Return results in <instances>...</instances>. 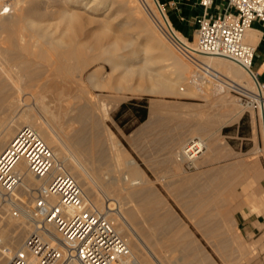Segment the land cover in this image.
<instances>
[{
    "label": "bare ground",
    "instance_id": "bare-ground-1",
    "mask_svg": "<svg viewBox=\"0 0 264 264\" xmlns=\"http://www.w3.org/2000/svg\"><path fill=\"white\" fill-rule=\"evenodd\" d=\"M94 1L90 3L88 0H11L8 5L12 7L6 6L8 7L7 10L0 12V28L6 32L3 43L5 45L1 44L3 40L0 43V264H8L11 257L17 252H23L27 264L37 263L38 257L29 251L25 243V240L30 237H34L36 242L44 244H54L56 241V230L49 224L41 225V219L36 216L35 212L38 197H42L48 206H56L58 204L57 196L46 194L49 184L58 175L71 178L79 189L81 198L98 211L106 214L115 231L128 246L133 259L142 264H157L155 261L156 253L154 254L156 250H153L154 252L150 250V252L145 248L146 246L140 245L130 226L131 223H137L135 213L142 210L136 200L145 194L144 188L150 181L145 173L146 171L138 165L135 158L126 149L116 147L118 140L115 139L113 133L103 122L108 107H105V102L104 104H99L102 98L94 99L88 89L79 86L80 88L73 96L75 102H67L69 104L63 106V102L68 101V98L58 97V89L53 90L54 87L56 88L53 80L57 75H60L59 73H74V56L76 55L77 57L80 53H83V49L88 46L94 51L89 56V59L93 60L92 62L99 57L105 61L112 62L111 73H106L103 66L96 67L89 72L87 78L94 87H104L102 84L105 82L112 84V87L117 90L139 94L152 91V86L155 84L159 85V87L173 84L179 90L187 88L185 91L193 88L198 90L200 87L198 88L195 85L196 83H193L195 81L203 89V85H205L203 84L205 83L203 81L204 75L197 68L192 70L190 64H187L182 55H180L182 53L188 58V53L195 52L196 41H189L183 34L177 32L158 0H131L133 4L129 8L136 10L138 8L137 4L145 5L144 7L159 24L157 28L179 53L174 51L170 45L165 44L166 42L162 36L159 37L154 31L153 34L157 36L159 42L163 43L164 46L160 47L157 42L154 46L149 45L147 47L148 42H145L141 43L137 48L132 46L133 42L129 39L124 45L122 44L128 47L127 53L117 51L120 49L121 44L114 39L107 42L103 41L99 44L95 43L94 45L80 42L81 40L76 39L74 35L68 34L64 38L50 36L49 32L55 30L56 26L53 29L54 26L52 27L49 25L50 23H46L47 19L57 14L56 17L58 19H64L68 23L74 18L77 20L85 17H88L91 21L93 17L86 12L95 13L98 11L99 8L95 6ZM4 7L3 4L0 5V11ZM118 27L123 30L127 27L126 22H121ZM125 33L130 35L129 32ZM257 34L259 35L260 32L257 33V30L248 27L243 35L244 43L253 46L257 42ZM145 37L148 40L147 36ZM45 45L50 48H48V52L51 49L55 51L54 58L48 57L49 54L47 56L44 54L46 49L43 47ZM33 46H38L39 50L35 51ZM155 49L157 53L153 51ZM154 53L157 56L153 55ZM35 56H41V58L51 61L48 65L52 66L53 69L48 68L47 65L44 67L42 64H36ZM198 56L199 59L201 57L202 61L206 63V66L212 67L220 74L223 73L229 76L228 80H226L227 82L223 81L221 77L220 79L223 82L215 84V89L218 92L212 94L211 89L210 92L213 96V101L210 102L211 107H215L222 102H228L225 94L229 89L238 90L253 97L256 80L252 73L236 60L226 56L205 53ZM87 59L86 56L77 59L75 68L80 70L81 66L86 65L84 63H86ZM162 59L170 60L174 67V73H176L175 77H167L168 79H166L162 73L153 69L156 64L152 63ZM225 88L226 92L223 94L225 96L218 97L219 93L225 91ZM48 93L53 94L60 101L55 108L50 107L45 101ZM119 99L121 97H118L116 101ZM80 101H85V104L80 103ZM156 104V102L150 103L148 109L149 118L144 125L154 124L157 119ZM258 104L260 121H262L261 124H263L264 129V100L260 99ZM40 111L45 113L46 117L44 119H39ZM232 112V109L219 112V120L206 119L205 122L202 120V116L207 115L205 110L197 111L198 116H200L199 121L193 128L191 127V135L196 134V136L192 137L190 135L189 138L186 137L187 139L180 141L176 147H173L174 149L171 152L173 160L170 161V164L173 167V173L182 174L181 180L179 179L180 184L175 183V179H168L169 176L167 177V175L163 174L158 175L157 180L167 182L165 186L170 191L180 185L185 187L191 183L195 176L186 173L184 165L187 164L193 168H198L202 161L211 157L214 149L213 145L216 146L214 144L215 141L212 142L213 140L211 141L205 137L207 132L205 134L203 132L206 130L214 131L215 129L212 128L217 127L220 123L219 121L222 122L221 118L233 115ZM62 114L67 117L64 122L60 120ZM238 115L237 113L231 116L232 120L238 119ZM87 122H89V127L85 129L87 125L85 127L84 125ZM143 128L147 127L144 126ZM135 137L134 139H136ZM102 146L103 150L101 149ZM142 146L144 150L139 151L138 155L145 163L151 166V162L155 158V152L146 148V145ZM168 154L170 155V153ZM116 157H119L124 163V166L122 165L123 167L120 169L116 166V162L115 166L117 169L108 162L109 159L116 160ZM157 157L156 162H158ZM170 159L167 160L169 161ZM166 169L169 171V168ZM253 170L255 179L258 180L263 174L262 170L258 166H255ZM166 171L164 170V172ZM171 172L172 170H170ZM188 186L186 189L189 191V200L200 204V207L196 209L184 208V212L195 214L200 211H208L209 213L217 208L215 202L212 203V201L204 199L207 196L206 193L197 187L191 190ZM150 196L149 203L161 201V198L159 199L153 194H150ZM254 199L256 203H263L264 191L259 190V192L255 193ZM178 201L180 202V200ZM209 206L211 207L208 208ZM230 214L227 212L225 215L215 216L214 214V216L198 217L194 223L204 225L209 222H220L224 225H230L234 222ZM144 218L148 222L150 230L156 224L167 225L172 220L168 209H165V213L162 216L150 214ZM185 235L184 233V237Z\"/></svg>",
    "mask_w": 264,
    "mask_h": 264
},
{
    "label": "rangeland",
    "instance_id": "rangeland-1",
    "mask_svg": "<svg viewBox=\"0 0 264 264\" xmlns=\"http://www.w3.org/2000/svg\"><path fill=\"white\" fill-rule=\"evenodd\" d=\"M171 1L184 2L185 4L183 6L187 8L190 12H188L187 10L185 11L186 13H182L180 15L174 13ZM10 2L11 0H0V5L3 4L5 6L0 12H2L3 10H7V8L11 6L8 5ZM88 2L91 3L93 2V0H88ZM158 2L162 7L163 11L166 13L167 18L170 20L171 24L177 29V32L183 34L189 41L195 42L196 35L194 30L196 26V19L198 18L200 13L196 5V0H158ZM94 3L95 6L99 8L98 11H96L95 13H92L90 11L86 12L89 16L93 17L92 18L93 20L91 21L88 17H85L83 19H77V20L74 18V20H71L68 23V21L64 19H60V18L58 19V17H56L57 14L53 15L52 18L47 19L46 23L47 24L50 23L49 25L52 27L54 26L53 29L56 26L55 30L49 32L50 36L57 38H61V37L64 38V36L65 35L67 36L68 34L74 35L76 39L81 40L80 42L83 43L86 42L94 45L95 43L99 44L100 42L112 41L114 39V40H118L119 43L121 44L120 49H118L117 51L118 52L120 51L121 53H127L126 51H128V47H125L123 45L125 42L129 41V39L133 42L132 46L137 48L141 43H145V42L146 43L148 42L147 47H149V45L154 46L155 43L157 42L160 44V47L164 46L163 43L159 42L157 36L153 34L154 31V33H157L159 37L162 36L163 40L166 42L165 44L170 45V47H172L174 51L179 53V51H177L174 48V46L168 40H166V38L157 28V25L159 26V24L155 19H153V16L146 9V7H144L145 5L137 4L138 8H136L135 10L129 8V6L133 4L131 0H126V1L95 0ZM180 4L179 6H182V4L181 5ZM55 6L57 7V5ZM123 21L126 22L127 27L125 28L127 29L124 28L123 30H121L120 27L118 26ZM137 23H139V25H137ZM66 25L68 28L66 27ZM130 25L132 26L130 27ZM63 29L66 30V32H64ZM0 31H1L0 43L3 40L1 44L5 45L3 43L6 37L5 36L6 32L2 31L1 28ZM125 32H129L130 35L126 34ZM1 36L4 38H2ZM143 36L144 37L147 36L148 40L146 39V37L144 38ZM119 37L121 40L119 39ZM46 46L47 45L43 47L44 49H46L44 51V54L46 56L49 54L48 57L54 58L56 54L55 51L51 49V51L48 52L49 47L47 46L46 48ZM34 47L35 46H33V48ZM38 48L39 47L36 46L34 48L35 51H38L39 50ZM83 51H82L83 53H80L77 57L76 55L74 56V73L72 74L59 73L60 75L57 76L61 78L59 77L57 78V76L54 78L53 81H54V86H56V88L54 87L53 90L58 89L57 90L59 92L58 97L61 96L62 98H68L67 99L68 101L63 102V106L75 102L73 96L77 93L78 88L80 87L88 89L94 99L97 100L98 98H102V101L99 102V104L101 105L104 104L105 102V107H108L105 112L106 117L104 118L103 122L113 133L115 139L118 140V145L116 147H122L126 149V151L129 152L130 155L135 158V160L137 161L140 167H143V163L141 161V158L136 155V152L138 153L142 149L144 150V148H142L143 146L141 145L140 142L137 141L134 142L133 145L128 144L125 141L124 136L127 131H129L134 126L140 123L139 122L140 117L144 115L145 112L148 111L150 103L156 102L157 114L160 115V119L163 121L164 124H173L175 126H181L186 128H191V127L193 128L198 123L200 116H198L197 111L201 109L205 110V112L207 113L206 116L205 115L202 116L203 119L201 118L205 122L206 119L219 120L218 113L226 111L228 109L233 110L232 112L233 115L238 113L240 116L241 114H243L241 121H239V119L232 120L231 116L233 115H228L227 117L221 118L222 122L219 121L220 122L219 125H217V127L212 128L217 130L216 134L213 131H211V133H207L206 136L207 135L210 136V134H212V137L210 136L212 139H210L208 136L207 137L210 140H213L212 142H214L215 140L219 143L221 142L222 146L224 147V150L225 147L229 148L230 145L234 147H238V149L240 148L246 149V147H250V145H252L253 143V148H251V151L253 152L252 155L254 156L255 160H257L260 163L259 166H262L264 169V151H263L264 129H263V124H261L262 121H260L261 117L259 113V105L256 106L251 105L248 102L247 97L241 96V94L239 93L240 91L237 92L238 90L236 91L229 89L226 92V88H225V91H223L224 93L223 92L219 93L218 97L226 95L225 97H227L228 102H222L217 104L215 107H211L210 102L213 101L212 100L213 96L211 95V92H213L212 94H215L216 92H218V90L215 89V84L213 85V82L210 81H204L205 82L203 83L205 84L203 85V87L205 88V89L203 88L204 90L199 84H197V82L194 81L193 83L194 84L196 83L195 85L198 88L200 87L198 90H195L194 88L191 89L192 88L191 87L190 88L191 90L185 91L187 88L185 90H179L177 86L176 85L173 86V84H169V85L167 84L166 87H159V85L155 84L152 86V91L139 93V94H132L131 92L128 91L123 92L120 89L117 90L116 88L112 87V84L105 82L104 84H102L104 85V87H100V86L94 87L87 78L89 72H91L96 67L103 66L106 73H111L110 70H111L112 62L107 60L105 61L101 57L94 59V62H92L93 60L91 61V59H89V56L94 51L91 50V48L88 46L87 48H84ZM153 51L157 53L156 49ZM155 53L153 55L157 56V54ZM180 55H182V57L187 62V64H190L192 70L196 69V66L194 67V63L191 60H188V58L185 57L182 53H180ZM85 56L88 58L86 63H84L86 65L81 66L80 70H77L75 68V65H77L76 64L77 59ZM39 57L38 56L34 57L36 59V64H42V66L44 67H46L47 65L48 68L53 69L52 66L48 65L50 64L49 62L51 61L46 60L43 57L41 58V56ZM158 60L152 63V64H156V66H154L153 69L162 73L166 77V79H168L169 77L170 78L175 77L176 73H174V67L172 66L170 60L167 59L166 60L162 59L161 61ZM199 60H202L201 57ZM223 72L225 73V71ZM221 77L223 78V81H226L229 78L228 75L226 74L224 75L223 73L220 74V78ZM219 81L221 83L223 82L222 79H220ZM207 85L210 86L209 87L210 90ZM256 88H257V84L256 87L254 88V93L257 92ZM118 97H121V99L116 101ZM71 99L74 101H72ZM45 101L52 108L58 106V103L60 102L59 99L55 98L54 95L51 93H48V95L45 98ZM80 103L85 104V101L82 102L80 101ZM234 110L237 112H235ZM239 111L241 112L239 113ZM214 113H216V115H214ZM39 115H40L39 119L40 118L44 119L46 117L45 113L42 111L39 112ZM41 115H43L44 117ZM66 119L67 117L63 116V114L60 116V120L62 122H64ZM237 125L239 126L238 128L236 127ZM221 126H222V132L220 131ZM84 127L85 129L88 128L89 122H87V124H85ZM215 135H216V139L214 140ZM191 136L195 137L196 134H193ZM247 137H249V139ZM134 145L135 146L138 145V147H135ZM156 146L157 145L153 143L146 144V148L153 150L156 148ZM101 149L103 150V146L101 147ZM115 159L116 160L114 159L108 160V162H110V165L115 168L116 166L119 169L122 168L124 166V163H122L119 157L118 158L116 157ZM184 166L186 167V170L189 172L195 169L191 166H188L187 164ZM147 176L150 179V181L144 188L145 194L143 196H140V198H137L136 200L139 203V206L142 210L135 213L137 223L135 224L131 223L130 226L135 236L137 237L140 245H142L143 247L146 246L145 248L148 249L149 251L152 250V252L156 250L154 254L156 253L155 261L157 264H264V254H262L261 247H259L257 244L255 246L252 245L246 246L244 249L245 253H243L242 255H238L237 244L235 242L236 238L232 236V233L228 236H224L222 234L224 227L221 225L222 223L209 222L204 225L203 224L197 225L196 223H194L195 220L198 219V217L200 218L209 215L214 216V214L215 216H218L220 214L222 215L227 214L225 212V209L226 208L230 209L231 205H233L234 202H235L234 205L236 204L237 198L235 196L236 191L234 189L233 190L229 189L228 190L229 192L224 191L223 193L221 192L219 194L216 192L214 196H206L204 199L212 201V203L215 202L217 204L216 206L218 209L216 208L213 212H209V213L208 211H203V212L200 211L197 212L198 213L197 215V213L194 214V213H190V212L188 213L182 211V209L184 208L196 209L200 207L199 206L200 204L191 202L189 200V196H188L189 191L187 189H184L182 187L183 185H180L178 188L170 191L165 186L167 182L161 180H153L151 173H148ZM175 183L180 184V182H175ZM150 194H153L155 197L157 196V198L159 199L161 198L160 199L161 201L149 203V200L151 199V196L149 197ZM178 200H180V202ZM253 204L254 207L252 208V211L256 213L264 214L263 213L264 203L263 204L261 202L256 203L255 201ZM210 207L211 206H209L208 208ZM165 209H168L169 215L171 216L172 220L170 221V223H168L167 225L156 224L152 226V230H150L151 228L148 226V222H146L144 217L150 214L162 216V214L164 215L165 213ZM141 215L143 216L142 219H141ZM230 215H236V214L231 213ZM184 233L186 234L185 237H184ZM155 234L158 236H156ZM184 242H186L187 244ZM151 244L153 245L155 244V246Z\"/></svg>",
    "mask_w": 264,
    "mask_h": 264
},
{
    "label": "built area",
    "instance_id": "built-area-1",
    "mask_svg": "<svg viewBox=\"0 0 264 264\" xmlns=\"http://www.w3.org/2000/svg\"><path fill=\"white\" fill-rule=\"evenodd\" d=\"M196 4L202 12L194 30L196 49L188 53V59L204 75L203 81L214 84L221 83L220 73L206 66L198 55L205 53L236 60L252 73L257 92L250 97L236 91L247 97L251 105H259V100H264V80L253 70L254 47L244 43L243 35L253 21L264 20V0H221V6L216 0H196ZM46 194L57 196L58 204L48 206L38 197L35 213L41 225H51L57 235L54 244L36 242L34 237L25 240L29 251L38 257L35 264H142L133 259L106 214L81 198L71 178L58 175ZM8 264H27V261L23 252H17Z\"/></svg>",
    "mask_w": 264,
    "mask_h": 264
},
{
    "label": "crops",
    "instance_id": "crops-1",
    "mask_svg": "<svg viewBox=\"0 0 264 264\" xmlns=\"http://www.w3.org/2000/svg\"><path fill=\"white\" fill-rule=\"evenodd\" d=\"M180 3L182 4V6H179ZM171 4L173 6L174 13H177L179 15L182 13H186L185 11L188 10L183 6L185 4L184 2L171 1ZM216 4H219V6H221V0H216ZM197 7L200 11V15L202 9L198 5ZM215 10L216 7H213L212 11ZM188 12L190 11L188 10ZM250 27L254 30H257V33L260 32L259 35L257 34V42L253 45V70L258 74L260 80H264V20H255L252 22ZM148 111L140 117L139 124L126 132L124 139L130 145H133V143L136 141L140 142L141 145H146L148 143L156 144V148L154 150L152 149L155 152V159L154 161H152L153 163L151 162V166H149V164L145 163L141 159L143 163L142 169L146 171L145 173L147 175L148 173H151L153 180H157V176L163 174L167 175V177L169 176L170 178L168 177V179H175V182H180L182 174L173 173V167L170 164V161L173 160L171 152L174 149L173 147H176L180 141L189 138L192 133V128L175 126L173 124H164L160 119L159 114H157V119L155 120L154 124L144 125V123L149 118ZM242 115L243 114H241L240 116L238 115L239 121L242 120ZM238 125L236 126L237 128L239 127ZM144 126L147 128L144 129ZM208 131L209 130L204 131L203 134H205L206 132L208 133ZM211 131L213 130H210L209 133H211ZM220 131L222 132V127H220ZM216 132L217 130H215V134ZM133 136L136 139H134ZM210 136L208 137L212 139V136ZM247 138L249 139V137ZM215 139L216 135L214 137V140ZM216 142L217 141L215 140L214 144H216V146L213 145L214 149L211 157L205 159V161H202L201 164H199L198 168H195L193 171L189 172L185 170L186 173L193 174L195 176L192 182L189 183L190 185L188 184L189 186H187L191 190L197 187L199 190H202L204 193H206L207 196H214L216 192L223 193L224 191H228L229 189H234L236 191L235 196L237 198L236 204L234 205V202L233 205H231L230 209H225V212L232 214L234 213L236 215H231V217L234 219V222L232 224H221L222 226H224L222 234L224 236H228L232 233V236L236 238L235 242L237 244L238 255H242L243 253H245L244 249L246 246H255L256 244L261 247V252L262 254H264V214L252 211V208L254 207V204L252 203L255 202V193L259 192V190L264 191V169L262 166H259L260 163L255 160L254 156L252 155L253 152L251 151V148H253V143L252 145H250V147H246V149H238V147L230 145L229 148L225 147L224 150L221 142ZM135 147H138V145H136ZM168 153H170V155ZM136 155L139 156L137 152ZM156 157L158 158V162H156ZM167 159L170 160L168 161ZM154 162H156L155 165H153ZM158 163H160L161 165ZM163 164L165 165L164 167ZM255 166L260 167L263 173L258 180L255 179L253 170ZM150 167H152L153 169ZM166 168H169V171ZM164 170H167L168 172H164ZM170 170H172L171 173ZM187 186L182 187L186 189Z\"/></svg>",
    "mask_w": 264,
    "mask_h": 264
}]
</instances>
